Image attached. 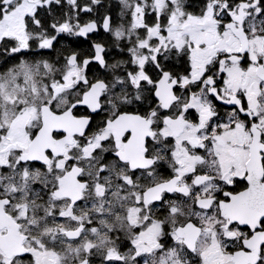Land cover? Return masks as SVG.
Listing matches in <instances>:
<instances>
[{
  "label": "snow or ice",
  "instance_id": "6c2138e0",
  "mask_svg": "<svg viewBox=\"0 0 264 264\" xmlns=\"http://www.w3.org/2000/svg\"><path fill=\"white\" fill-rule=\"evenodd\" d=\"M0 264H264V0H0Z\"/></svg>",
  "mask_w": 264,
  "mask_h": 264
}]
</instances>
